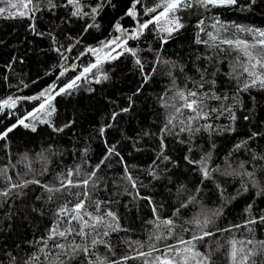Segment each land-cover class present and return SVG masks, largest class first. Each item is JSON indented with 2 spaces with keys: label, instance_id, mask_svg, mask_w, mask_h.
Returning <instances> with one entry per match:
<instances>
[{
  "label": "trees",
  "instance_id": "trees-1",
  "mask_svg": "<svg viewBox=\"0 0 264 264\" xmlns=\"http://www.w3.org/2000/svg\"><path fill=\"white\" fill-rule=\"evenodd\" d=\"M101 2L103 9L95 18L73 16L75 8L67 0H55L57 7L52 10L41 3V11L33 19L0 16V102L9 97L16 100L15 107L0 108V132L17 125L7 138L0 139V169L7 168V175L11 177L10 181L0 177V191L23 180L40 181V185L13 188L9 196H0V264H11V257L16 258V264H23L33 254L40 255L41 264H48L40 252L41 240L47 239L49 230L60 222L56 215L58 209L65 203L71 207L77 197L65 192L56 193L50 200V194L41 185L59 187L68 170L77 166L82 172H91L112 146L120 156L105 160L97 172L101 179L92 194L93 201L104 203L100 213H96L94 204L88 211L97 215L113 212L118 218V230L99 237L107 247L98 244L92 248L90 241L95 235L92 233L87 241L91 255H79L70 264H87L89 260L93 264H99L100 260L104 264H145V261L152 264L159 252L151 256L139 253L149 252L153 245L163 250L166 244H176L178 238L189 240L202 231H211L214 235L204 241H194L195 250L212 251L214 264H232L229 241L233 238L264 240V223L259 222L264 216V193L260 191L264 188V89L238 91L246 77H241L238 84L228 73L240 54L227 45L209 46L212 41L206 33L216 35L217 44L222 39L253 43L257 38L254 32L239 29L264 31V0H256L251 7H248L249 0H239L243 7L181 9L176 16L184 27L173 33L167 43H162L165 33L155 25H149L139 39L128 40L129 48L138 49L143 70L136 64V57L128 53L115 60L102 57L99 68L85 74L86 78L77 81V87L55 96L51 101L55 111L51 115L47 105L45 110L35 112L47 96L36 100L27 98L39 96L53 84L57 90L64 87L84 68L96 63L95 55L88 49H99L102 42L119 35L114 30L117 22L134 35L137 25L157 14H145L146 9L156 7L162 0H140L134 8L135 17L126 15L134 0H111L110 3L81 0L82 12L90 13ZM161 10L158 8L157 12ZM93 23L98 27L89 28ZM164 24L162 18L160 26ZM197 39L209 44H198ZM216 69L219 71L213 76ZM202 73L206 80H215L211 91L229 97L222 101L210 100L209 106H231L235 119L226 111L213 113L210 119L198 122L199 132L179 136L163 133L161 129L173 112L170 107H164L165 103H180L175 97L177 89L197 90ZM145 74L150 76L147 81ZM97 78L100 83L95 82ZM208 88L206 84L205 89ZM123 108L130 110L121 112ZM29 113L38 119L34 120ZM113 113H119L115 120ZM21 119L34 124L37 130L33 132L31 127L20 125ZM40 120L49 123H40ZM66 124L69 126L64 127ZM205 124L212 127L205 129ZM102 127H105L103 135ZM54 128H63V131H54ZM161 139L166 145L163 150ZM161 153L169 159H160ZM203 160L209 172L207 177L200 163ZM29 165L35 173L29 171ZM125 166L136 181L135 189L123 178ZM43 169L46 170L40 175ZM233 172L254 173L259 187H254L248 176L233 175ZM82 191V188L71 189V193ZM192 197L195 200L190 202ZM181 204L187 206L181 207ZM153 207L157 209L155 214ZM157 217L175 222L171 238L155 240L157 235H168L163 225L157 228ZM197 217L201 222L206 217L212 222L207 228L196 227L193 221ZM253 219L257 223H247ZM234 225L240 227L234 228ZM63 227L66 225L61 224ZM98 231L102 233L104 229ZM72 239L69 237V241ZM75 240L84 243L79 237ZM48 249L58 251L52 248L51 241ZM253 259L256 264H264V254ZM236 264H241L239 255Z\"/></svg>",
  "mask_w": 264,
  "mask_h": 264
},
{
  "label": "snow or ice",
  "instance_id": "snow-or-ice-1",
  "mask_svg": "<svg viewBox=\"0 0 264 264\" xmlns=\"http://www.w3.org/2000/svg\"><path fill=\"white\" fill-rule=\"evenodd\" d=\"M68 4L72 5L75 8V11L72 13L73 16L80 15H91L93 18L99 15L100 11H102L104 3L101 2L97 4L96 7L91 8L90 13L82 12L81 8V0H67ZM107 3H110L111 0H106ZM41 3H45L49 10L55 9L57 7L55 0H0V4H5V7H0V16L7 15L9 18H14L16 16L24 17L28 16L30 19H33L35 13L41 11ZM140 3V0H134L133 7L130 8L126 15L127 16H136V12L134 11L135 5ZM256 0H249L248 7H251L252 4H255ZM203 7L207 9L209 6L213 7H234L240 6L239 0H162V3L158 4L156 7L146 9V13H157L153 15L149 20L139 24V28L136 30L135 34H129L127 30L123 29L121 24L117 22L114 25L115 32L119 33V35L115 36L112 39H109L107 42H102V47L99 49H88L89 52H92L96 56V63L91 64L90 66L83 69L80 75H77L74 79H72L68 84L64 87L56 89V85L53 84L49 86V88L43 90L39 96L29 97L27 99H40L41 97L47 96V99L44 103H41L39 107L35 110V112H40L45 110V105L48 106L50 111L48 115H51V112L55 111V108L52 107L51 101L62 93L67 92L75 87H77V81L81 80L82 77L86 78L85 74L91 73L93 69H98L101 63V58L103 57L105 60L111 59L115 60L118 56L123 55L124 53H128L133 57H136V64L141 67L143 70V64L140 58L138 57V49L129 48L127 46L129 39H139L140 35L143 34L144 30L149 29V25H155L159 27V31L165 33L164 36L161 37L162 43H167L168 39L171 38L173 33L178 32L181 28L184 27L182 23H180V18L176 16V13L181 9H191L193 7ZM162 9L157 12V9ZM164 19V26H160L161 19ZM203 24V21L199 22ZM89 28L98 27L95 23L89 24ZM215 27V26H214ZM240 31H248L254 32V36L257 37L253 43H249L245 40H232V39H222L219 41V44L216 43L217 36L212 33H206L209 36V39L212 41V44L209 45L211 47H219L220 44L227 45L229 49L238 52L240 55L237 56L236 61H234L230 65V72L228 75L235 79L238 84L240 82L241 77H246L242 86L238 88L240 92H246L251 88L259 87L264 89V31L260 30H252V29H243L240 28ZM33 31L35 32V27L33 26ZM201 31H204L201 28ZM37 35L43 36L44 33L36 32ZM196 43L200 44H209V41L197 39ZM259 48L262 51L256 52L255 50ZM117 49H121V51L117 52ZM221 51H225L224 49H220ZM70 51V49H69ZM116 53V55H112V53ZM240 56L244 57V59H240ZM159 61L160 58L157 57ZM67 71V69H65ZM155 72V68L152 69ZM183 71V69H181ZM219 69H216L215 72L212 73L214 76ZM61 76L64 75V72L60 73ZM104 79H107V76H103ZM150 78L149 75L145 74V81ZM96 83H100V79L97 78ZM215 80H206L204 74H201L200 81L196 85L197 90L189 89L187 91L183 89H177L175 93V97L180 101L179 104L173 103L171 105L165 103L164 107L173 109V112L169 114L166 123L164 124L161 131L163 133L172 134L179 136L181 133H189L194 134L201 130V125L198 123L201 120H208L211 118L213 113L222 114L224 111L229 113L231 119H235V114L232 112L231 106H223L222 108L210 107L207 103L210 100L222 101L228 100L227 96L217 95L214 91H211V86L215 85ZM209 85L208 89H205V85ZM173 86L175 87V78L173 77ZM203 90V91H200ZM131 102V98H129ZM16 100L9 97L7 100L0 102V108L3 106L7 107H15ZM129 108L121 109V112H128ZM185 110H187V114H185ZM119 113H113L112 119L115 120L116 116ZM34 120L38 119V117L34 113H29ZM247 119V117H245ZM20 125H23L25 128L31 127V131L35 132L37 129L35 125H30L25 123L24 119L18 121ZM40 123H49L46 120H40ZM69 125H65L64 127H68ZM112 125H107L106 127H111ZM17 125H12L8 127L5 131L0 132V139L7 138L8 134L12 132ZM205 129H210L212 126L205 124L203 125ZM54 131H63V128H54ZM105 132V127L100 129L101 135ZM255 135V134H254ZM166 145L161 139V149L163 150ZM239 147V145L237 146ZM119 157L120 154L115 150V146L109 147L107 150V155L104 159L100 161L99 164L96 165V168L91 172H82L81 168L77 166L74 170L69 169L67 174L60 180L59 187H50L47 185H41L44 187L47 192L50 194L49 199H53L56 193L64 194L68 192L71 195H75L77 197V202L73 204L71 207L68 206L67 203L62 205L56 215L60 218V222L56 224L55 227L49 230V235L47 239H42L41 243L43 247L40 249V252L43 253L45 261L48 264H70L72 260H74L77 256H89L91 255L89 251V245L87 243L88 238L92 233L91 238V247L95 248L98 244H105L103 239L99 237L108 236L109 231H117L118 230V218L116 215L107 211L102 214H94L93 212L88 211V208L94 204L96 213H100L101 204L104 202L101 201H93L92 194L94 189L97 186L98 181L101 179L97 176V172L100 170L101 166L105 163L111 156ZM41 159L45 160L41 154ZM163 161H167L169 157L164 156L161 153V157ZM187 159V157H186ZM121 162H123V158L120 157ZM189 163H195L194 161H189ZM202 164V171L205 177L209 175L208 169L206 166V160L200 162ZM29 171L35 173L34 169H31L29 165ZM243 168V165H241ZM46 169H43L39 174L43 175V172ZM8 169L3 168L0 169V177H4L11 180V177L7 175ZM233 175H246L249 177L251 183L254 187H259L258 181L255 179L254 173L245 172V173H231ZM27 175V173H25ZM75 176L76 179H72ZM82 177V178H81ZM127 180L133 189L136 188V181L133 179L132 175L129 173L127 166H125V176L123 177ZM29 184H37L40 185V181L38 179L32 180H23L21 183H13L11 187L7 190L0 191V196L7 197L13 188H23ZM72 188H82V192L71 193ZM247 187H245V191ZM260 191L264 193V188H261ZM137 195L139 193L137 192ZM147 199V198H145ZM195 197H192L191 201H194ZM151 202V201H150ZM186 204H181V207H186ZM179 212V209L176 210ZM157 209L153 207V213L155 214ZM219 213H215L218 215ZM106 218H111L110 220ZM159 220V217H157ZM113 222H116L115 224ZM212 221L207 217L200 221L199 217H197L193 223L196 227L207 228L208 224ZM259 222L264 223V216L259 218ZM248 224H255L257 220H249ZM61 224L66 225V227L61 228ZM163 225L168 230V235H157L155 237L156 241H160L162 239H169L174 234V229L176 227L175 222L172 219H164L159 220L157 224V228ZM234 228H239L240 225H234ZM103 228L104 231L101 233L98 231ZM223 231H231V229H224ZM252 231V229H249ZM214 233L211 231H202L200 235H193L191 239L184 240L182 238L177 239L176 244H166L164 249L161 250L155 245L151 247V250L147 253L141 252L140 256H151L153 252H159L160 255L153 257L152 264H214L212 259V251H208L206 253H202L200 251L195 250L194 241H204L206 237L213 236ZM69 237H73L71 241H69ZM75 237H79L81 241L84 243H76ZM65 242H61V241ZM49 241L52 242V248L58 251L53 252L51 249H48ZM231 246L230 248V258L232 260V264H236L238 255L241 258V264H248L249 260L252 261V264H256L254 257L260 254H264V240H236L233 238L229 241ZM247 245H252V248H247ZM107 247V245L105 244ZM110 250V249H109ZM65 257L66 259H62ZM99 260V258H97ZM125 259H128L127 257ZM11 264H16V258L11 257ZM23 264H41L40 255L33 254L27 259L23 261ZM87 264H93V261L89 260ZM99 264H104V261L100 260ZM114 264H119V262H114ZM145 264H149L148 261H145Z\"/></svg>",
  "mask_w": 264,
  "mask_h": 264
},
{
  "label": "rangeland",
  "instance_id": "rangeland-1",
  "mask_svg": "<svg viewBox=\"0 0 264 264\" xmlns=\"http://www.w3.org/2000/svg\"><path fill=\"white\" fill-rule=\"evenodd\" d=\"M118 52V51H117ZM112 55H116V53L114 52V53H112Z\"/></svg>",
  "mask_w": 264,
  "mask_h": 264
},
{
  "label": "water",
  "instance_id": "water-1",
  "mask_svg": "<svg viewBox=\"0 0 264 264\" xmlns=\"http://www.w3.org/2000/svg\"><path fill=\"white\" fill-rule=\"evenodd\" d=\"M137 28H139L138 25H137ZM94 58L96 59V56Z\"/></svg>",
  "mask_w": 264,
  "mask_h": 264
}]
</instances>
